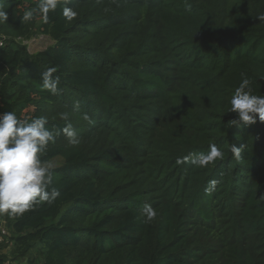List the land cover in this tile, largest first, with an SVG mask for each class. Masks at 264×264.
<instances>
[{
	"label": "trees",
	"instance_id": "obj_1",
	"mask_svg": "<svg viewBox=\"0 0 264 264\" xmlns=\"http://www.w3.org/2000/svg\"><path fill=\"white\" fill-rule=\"evenodd\" d=\"M38 3L0 0V113L47 118L60 195L0 216V264H264V122L227 112L244 77L264 95V0H58L47 23ZM37 35L52 43L32 53ZM211 144L222 158L177 163Z\"/></svg>",
	"mask_w": 264,
	"mask_h": 264
},
{
	"label": "clouds",
	"instance_id": "obj_2",
	"mask_svg": "<svg viewBox=\"0 0 264 264\" xmlns=\"http://www.w3.org/2000/svg\"><path fill=\"white\" fill-rule=\"evenodd\" d=\"M57 4L58 0H39L38 11L45 23L48 21V12L55 10ZM36 11H25L21 17L22 22L33 21ZM63 14L71 19L75 17L76 12L65 7ZM7 20V12L0 10V23ZM54 71L55 69L50 68L41 73L42 87L53 95L60 91L59 77H54ZM229 104L227 112L236 113V118L231 120L232 124H253L257 119L264 122V95L253 94L251 81L247 77L235 88ZM79 106V101H76L75 107L78 109ZM61 118L68 120V114H63ZM84 118L89 119L87 115ZM47 123L48 120L44 116L29 121L18 118L13 111L0 113V215L22 216L39 204L51 205L60 195L52 186V165L45 163L41 158L48 145L56 141V135L46 126ZM63 134L70 144L79 143V137L71 124L63 129ZM231 151L239 158L238 147L232 145ZM222 157L223 153L215 144H211L206 154L178 158L177 163L190 162L205 167ZM215 184L216 181H210L206 191L211 192ZM155 215L149 206L146 222L154 219Z\"/></svg>",
	"mask_w": 264,
	"mask_h": 264
},
{
	"label": "rangeland",
	"instance_id": "obj_3",
	"mask_svg": "<svg viewBox=\"0 0 264 264\" xmlns=\"http://www.w3.org/2000/svg\"><path fill=\"white\" fill-rule=\"evenodd\" d=\"M25 43L28 45L29 51L34 53V52L45 49L48 45H50L52 43V40L47 36L37 35V36L33 37L32 39L26 40ZM59 161L60 160L57 159V161L53 162V165H55L56 162L59 163ZM2 233H3V231H2ZM6 243L9 246L7 249V254L12 255V253L15 249V246L10 245L12 243L10 241V239H7ZM8 264H29V261H28V258L25 257V258L17 259L16 261L14 259V260L10 261V263L8 262Z\"/></svg>",
	"mask_w": 264,
	"mask_h": 264
},
{
	"label": "built area",
	"instance_id": "obj_4",
	"mask_svg": "<svg viewBox=\"0 0 264 264\" xmlns=\"http://www.w3.org/2000/svg\"><path fill=\"white\" fill-rule=\"evenodd\" d=\"M4 42H5V40H4L3 36H1V34H0V46H3V45H4ZM5 230H6V231H5ZM0 231H1V234H0V241L3 240V236H4V235H8V234H10L9 231H8V229H7L5 226H3L1 220H0ZM2 231H3V233H2Z\"/></svg>",
	"mask_w": 264,
	"mask_h": 264
}]
</instances>
